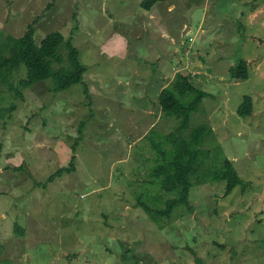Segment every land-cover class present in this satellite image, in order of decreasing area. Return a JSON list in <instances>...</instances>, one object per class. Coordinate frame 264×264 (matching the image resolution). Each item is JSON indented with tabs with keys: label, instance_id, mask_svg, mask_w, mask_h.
Masks as SVG:
<instances>
[{
	"label": "rangeland",
	"instance_id": "374dc122",
	"mask_svg": "<svg viewBox=\"0 0 264 264\" xmlns=\"http://www.w3.org/2000/svg\"><path fill=\"white\" fill-rule=\"evenodd\" d=\"M143 1L0 0V56L32 23L36 43L70 37L87 69L61 91L53 77L23 87L25 67L0 72V264H264V0ZM58 52L53 72L68 66ZM240 59L247 80L231 78ZM179 75L210 95L184 135L211 129L204 167H220V149L242 184L224 196L225 182L193 177L189 206L155 222L137 198L164 209L176 197L149 181L158 149L173 156L164 135L182 119L158 94Z\"/></svg>",
	"mask_w": 264,
	"mask_h": 264
},
{
	"label": "trees",
	"instance_id": "16d2710c",
	"mask_svg": "<svg viewBox=\"0 0 264 264\" xmlns=\"http://www.w3.org/2000/svg\"><path fill=\"white\" fill-rule=\"evenodd\" d=\"M166 0H145L141 3L143 9L150 8L157 2ZM34 24H29L27 31L20 37L8 35L7 41L2 44L1 49L9 52L7 57L0 56V72L9 71L25 67L27 79L22 80L23 87H30L35 83L47 80L50 77L56 81V90H65L68 87L82 82L83 75L87 69L80 62V53L77 47L73 46L70 37L64 38L61 32L52 31L48 33L40 43L34 39ZM67 49L68 66L59 68L53 72L52 63L54 60H60L58 52L59 46ZM230 75L235 80H247L249 78L248 62L240 59L239 63L230 68ZM194 95L191 102L186 103V98ZM210 96L202 90H199L191 84L188 76L179 75L172 87L162 89L158 94V104L167 117L177 116L181 118V123L174 132L164 135V140L173 146V156L166 160V151L158 149L156 161L158 165L154 166L150 172L152 185H156L165 194H175L176 197L168 199L164 209H155L137 198L138 205L153 221L157 222L159 218L169 217L179 206H189L190 189L193 184L191 178L194 177L196 184L210 180L212 182H225L224 196L229 195L242 180L234 168L232 162L223 156L219 149L218 156L221 157L220 167L212 168V165L204 167L201 149L197 146L205 132H212L211 129L196 127L187 138L184 133L189 124V114L196 112L203 98ZM185 98V101H184ZM241 117L251 116L253 114V100L246 96L238 110ZM184 135V136H183ZM208 160L209 157H203ZM74 157L68 168H62L52 175L48 182L52 183L61 176V173H70L74 171ZM219 161V160H218ZM219 164V163H218ZM198 173H200L198 175ZM193 264H206L200 258H195Z\"/></svg>",
	"mask_w": 264,
	"mask_h": 264
},
{
	"label": "crops",
	"instance_id": "0c3cea01",
	"mask_svg": "<svg viewBox=\"0 0 264 264\" xmlns=\"http://www.w3.org/2000/svg\"><path fill=\"white\" fill-rule=\"evenodd\" d=\"M162 89H164V88H162ZM162 89H161V90H162Z\"/></svg>",
	"mask_w": 264,
	"mask_h": 264
}]
</instances>
